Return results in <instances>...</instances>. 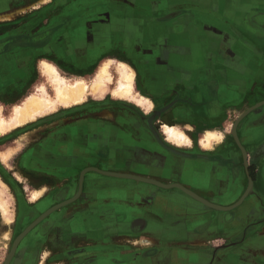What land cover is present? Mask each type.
<instances>
[{"label":"crops","instance_id":"0c3cea01","mask_svg":"<svg viewBox=\"0 0 264 264\" xmlns=\"http://www.w3.org/2000/svg\"><path fill=\"white\" fill-rule=\"evenodd\" d=\"M72 1L75 0H67L65 5ZM106 2L109 11L97 14L96 20L93 17L97 11H91L90 5L68 6L73 15L68 18L67 40L58 38L49 45L50 49L26 52L28 57L17 50L1 53L3 91L10 93L13 86H19L20 91L29 76L38 74L37 65L44 79L41 62L46 58L55 59V63L47 61L72 73L66 67L76 65L80 55L94 57V50L111 49L113 58L102 61L98 69L106 61L111 67L124 64L132 68L135 91L148 98L154 112L172 106L158 114L159 123L162 118L163 122L173 123L187 132L192 142L177 145L167 140L163 131L161 143L141 119L134 118V131L124 133L126 141H101V146L109 147V157L102 161L103 170L165 184L179 183L221 206L239 202L252 178L250 192L239 205L224 211L208 206L179 187L165 188L101 172L126 182L107 181L99 186L88 182L80 192L78 185L73 184L63 193L59 186L66 182L59 180L60 171L73 165L72 159L79 151L67 152L58 141L55 145L56 140L67 143L77 138L82 140L78 141L80 145L87 146L86 142L95 138L89 136L93 126L88 123L77 131L83 135L69 129L43 136L36 129L26 136L27 131L22 135L25 142L14 154H19L18 161L23 163L19 165L22 175L27 178L24 166L34 158L35 170L42 171L41 164L52 165L57 171L45 170H51L57 179L45 183L53 187L51 192L31 198L45 181L37 174L33 182L28 178L33 188L25 187L35 205L30 212L32 217L29 222L24 221L17 236L51 207L78 196L35 225L20 240L9 264H264V103L248 112L237 125L239 141L248 154V168L240 145L228 129L247 107L264 101V0ZM48 3L0 0V13H15L22 8L34 11ZM82 25L87 26L91 36L83 31L75 37ZM61 52L69 58L64 64L59 63ZM34 58L42 59L36 65ZM98 69L88 80L94 78ZM0 106L5 107L1 103ZM126 120L129 123L131 118L117 116L112 124L120 129ZM106 122V118L99 121L100 125ZM207 130L223 134V138L206 147L202 140ZM8 172L7 185L18 187L16 195L23 212L20 218L25 217L28 200L21 187L22 181L28 180L12 179ZM4 185V198L11 208V197Z\"/></svg>","mask_w":264,"mask_h":264},{"label":"rangeland","instance_id":"374dc122","mask_svg":"<svg viewBox=\"0 0 264 264\" xmlns=\"http://www.w3.org/2000/svg\"><path fill=\"white\" fill-rule=\"evenodd\" d=\"M45 1H47L49 3L46 4L45 6L39 8V9L36 8L34 11H19V12L14 11L15 13H13L11 18L0 20V41L7 38L10 35H13L14 33L19 32V30L21 28V24H22L21 22L22 21H28V20H31L33 18H36V20L43 21L42 24L50 23L51 14H49V10H51V7L55 6L56 0H45ZM96 1L97 0H75V1H72L70 4H68L66 7L70 6V8H73L78 3H82L84 5H90L91 11H97L96 14H99L102 12L107 13L109 11V8H108L109 5L107 4L106 0H99V2H96ZM61 8H62V6H61ZM32 23H35V21H32ZM78 30H80L81 32L76 31L75 37H77L83 33V31H84L83 25L81 27H79ZM110 50L111 49L94 50V53H92V54H94V57L82 58V56L80 55L78 58V61L76 62V65L66 67L68 69V71L72 72L73 74L68 73L66 69H64L60 66V64L56 63V65L60 68L61 72L65 75H67L68 77L90 78L94 75V73L96 72L99 65L102 63V61H104L107 58H113L114 52H113V50L112 51H110ZM60 54H61L60 55L61 58H60L59 63L64 64L65 62H67L66 61L67 59L69 60V58L66 57L67 55L65 53L61 52ZM40 59H42V58H37V59L34 58L33 61H35V64L36 63L38 64ZM46 59L55 63V59L54 60L49 59V58H46ZM38 66L39 65H37V67H36L38 74L36 76L32 75L33 77L29 76V78L26 80L27 85L26 86L22 85L20 91H17L19 89V86L18 87L13 86L10 93H9V90L3 91L4 86H0V88H1L0 92L2 93L0 95V103L5 106V107H2L4 114L10 115L12 108H13V105L15 103L22 101L24 99V97H26L27 95H29L33 91H36V88L38 86H35V85L37 83L45 82V80L41 77L40 69ZM111 70L113 72L115 71L114 64L112 65ZM32 80H35V81L31 82ZM28 82H29V85H28ZM48 89H49V91H51L50 87ZM13 92H15L16 94ZM170 107H172L171 104L166 105L162 108H159L155 112H156V114H160L162 112L167 111ZM249 107H247L246 110ZM132 108L138 109V111H140V113L145 115V116H149L150 114H152L154 112L153 111L154 107L151 108V110L146 111L142 107L137 106L135 103H133L127 99L117 98L116 96H114L112 94V92L109 91L106 94V96H104L103 98H97L96 99L93 96H91L85 102H83L79 105H75V106L68 107V108L67 107H59L58 110H56L54 112L42 115L41 117H38L36 120H34L32 122H29V123L24 124L22 126H18L17 128H14V129H12V130L4 133V134H0V177L4 180V183L6 184V186L8 188L7 193L10 194V197H11V210H12V214L14 217V223L12 224V226H9V225L6 226L2 222V214L0 212V264H5L7 256L9 254V251L11 250L12 245H13L14 241L16 240V236L19 233V230H21V228L22 229L24 228V224L26 223L24 221L29 222L30 217H32V214L30 212L34 208L33 206L35 204L33 203L34 201L30 200V198H29L30 192L25 187L26 185H28L30 187V183H29L30 180L28 178H30L32 181V180H34V178L36 177L35 175L37 174V178L40 177L45 181L44 184L45 183H51L50 182L51 180L57 179V177L53 175L51 170H49V171L45 170L46 168L52 167V165H46V164H42V166H41L43 169L42 171L35 170L36 164L26 165L24 168L26 169L25 171L27 173V178L22 175V173L24 171L21 172L19 170V165L23 164V163H20L18 161L19 157H20L19 154L14 156V154L22 147L23 143L25 142L24 137L22 138V135L28 131V135H26V136H29V131H35L36 129H39L40 134H42L43 136H45V135L49 136L51 133H55L57 130L58 131L59 130L65 131V130L70 129L73 133L74 132L76 133V131H79L82 127H84L88 123H91V125L93 126L92 129L94 131H97V130L103 129L102 125H104V123H101V125H100L99 121L104 119V118L107 119V125L108 126L110 124L114 123V120L117 116L119 117L121 115H125V116H129V118H131V116L135 115V113L133 112L134 109H132ZM105 110L108 112L104 113ZM161 120L162 121L159 123V126L156 125V128H154V129L163 133V127L161 124L164 123L163 122L164 120H163V118ZM150 122H151V120H150ZM96 124H99V125H96ZM151 124H152V122H151ZM234 124L235 123L233 122L231 125H228L229 126L228 129L232 133H233V125ZM94 125H96V126H94ZM225 126H226V124H225ZM187 130H189V133L191 132L190 129H187ZM192 132H194V131H192ZM9 134H13L15 136L6 141L5 139H7L6 137ZM20 135H21L22 139L19 138ZM92 139L93 138H91V140ZM2 152H6V154L8 156L6 155V158H2V155H1ZM13 156H14V158H12ZM255 157L256 156L254 155L253 160L255 159ZM78 161H83V160L79 159L78 157H74V159H72L71 163L76 165L78 163ZM250 168H251V165H250ZM252 169H253V167H252ZM84 170H86V169H83L81 171L80 177H81V174L83 173ZM8 171L11 172L10 174L12 176L11 177L12 179L16 178L17 180H20V179L21 180H23V179L28 180L27 183H24L22 181V187H21V189L24 191V195H26V198L28 200L27 207H26L27 211H26L25 217L20 218V216L23 212L21 211V207L19 206V202H18V197L16 195V190L18 187L8 186L9 185L8 183H10L9 182L10 175L8 174L9 173ZM58 178H59V180L62 179V180L66 181L65 177L59 176ZM65 185L59 186L60 192H63L67 188ZM30 188H33V187H30ZM49 188H50L49 192H51L53 187H49ZM32 194H33V192H32ZM31 198H33V195ZM28 224H30V223H28ZM2 228H5V229L7 228V229H10L12 231V238L9 242H7L4 238H2V236H1V232L3 230ZM6 243H8V244H6Z\"/></svg>","mask_w":264,"mask_h":264},{"label":"bare ground","instance_id":"6f19581e","mask_svg":"<svg viewBox=\"0 0 264 264\" xmlns=\"http://www.w3.org/2000/svg\"><path fill=\"white\" fill-rule=\"evenodd\" d=\"M24 10L25 8H22L19 11ZM12 15V12L0 13V20L9 19ZM41 70L45 82L38 85L36 91L27 95L22 101L15 103L10 115L4 114L3 108L0 106V133L10 131L18 126L32 122L42 115L54 112L58 110L59 106L68 108L79 105L90 96L102 98L109 91L118 98L131 100L147 110L151 108L148 98L135 91V72L127 65L118 64V67L115 68L116 72L113 73L110 61H106L98 69L92 80L80 77L68 78L61 74L55 64L47 60H42ZM112 84L115 85L114 89L111 88ZM49 87L51 91H49ZM163 131L167 136V140L177 145L181 146L192 142L188 136L189 134L187 135V132L185 133L182 129L177 128L173 123L164 122ZM222 138L223 134L218 135L215 131L207 130L202 143L204 146L209 147L212 146V142H219ZM1 155L2 158H6L7 154L6 152H2ZM4 186L0 177V212L2 214V222L6 226H12L14 217L8 204L10 202H7L4 198ZM49 187L51 186L44 184L40 189L34 190L33 198L48 193ZM2 229V238L9 242L12 238V231L7 228Z\"/></svg>","mask_w":264,"mask_h":264},{"label":"flooded vegetation","instance_id":"af4514ba","mask_svg":"<svg viewBox=\"0 0 264 264\" xmlns=\"http://www.w3.org/2000/svg\"><path fill=\"white\" fill-rule=\"evenodd\" d=\"M66 1L67 0H63V1L56 0L55 6L51 7V10H49V14H51L50 23L42 24L43 21L36 20V18H33L28 21H22L19 32L14 33L13 35H10L7 38L0 41V54L8 50H17V52L20 51V54L22 55L26 54V57H28L29 55L28 53H31V52L35 53L37 49H41L43 47H46V49L47 48L50 49L49 45H52L55 41H57L58 38L62 37L63 41L67 40V30L69 26L68 18L70 15H73V12L68 11V8L66 7L67 5H65ZM59 3H61L62 5H57ZM61 6L63 8H61ZM93 18L96 20L97 14H95ZM32 21H35V23H32ZM83 28H84L85 35L91 36V33L87 30V26H83ZM95 28H98V27H95ZM25 50H32V51H25ZM51 53H54V51ZM24 58H25V55L23 56V60ZM133 112L135 113V115L131 116V121L129 123L126 120L125 122L121 124L122 126L121 125L119 126L118 124V126L121 127L120 129L116 127L115 129L113 124H110L108 126L106 122V124L102 125L103 129L90 132L89 136L95 137L97 139L95 140L94 138L91 141L86 142L88 143L87 146L85 145L83 146L79 144L78 141L81 139L75 138L74 140V138H72L67 143H61L60 139L56 140L55 138L56 146H57V141H58L59 145L62 148H64L67 152L76 153L79 151V154H77L76 157L78 156L79 159L83 160L82 163H79L76 165L73 164L70 167H65L63 170L60 171L61 176L65 177L66 179L65 181L66 187H68L69 185L73 186V184L78 185L79 187L81 181H83V184L91 182L96 186H99L102 183L107 182V181L116 182V183L126 182L125 180H121L120 178L109 177V176L103 175L99 171L105 168L102 161L107 160L109 157V154L107 153V150L109 147L104 146V145L101 146V141L104 142V140H107V138H112V139L117 138L119 140L121 139L125 140V137L127 136L125 134H129L130 132L134 131L133 128L136 124V121L134 118L141 119V123L143 124V126L146 127L148 130H150L152 135L162 143V136L160 134V131L154 129L156 128V125L159 126V119H158L159 115L153 112L149 116H145L141 114L140 111H138V109H134ZM119 117H121L122 119L123 118L128 119V120L130 119L129 116H125V115H121ZM65 134L67 133H64V135ZM76 134L83 135V132L81 133V132L76 131ZM14 136L15 135L13 134H9L6 137L7 139L5 140L7 141L13 138ZM83 149L89 150L90 152L83 151ZM170 149H173V148H170ZM172 151H174V153L181 154V152H176L175 150H172ZM32 163L33 165L35 164L34 158L29 160L27 165L32 164ZM50 169H53V171L54 170L57 171L56 168H50ZM83 169H87V172L85 173L83 180H81L80 173ZM66 189L63 191V193L66 192Z\"/></svg>","mask_w":264,"mask_h":264},{"label":"water","instance_id":"95a60500","mask_svg":"<svg viewBox=\"0 0 264 264\" xmlns=\"http://www.w3.org/2000/svg\"><path fill=\"white\" fill-rule=\"evenodd\" d=\"M264 101L257 103L256 105L249 107L247 110H245L237 119V121L235 122V124L233 125V134L238 142V144L240 145L243 154H244V160H245V165L248 168V154L246 153V151L244 150L243 146L241 145L239 138H238V134H237V125L240 122V120L248 113L250 112L252 109H254L256 106H259L260 104H263ZM264 147V146H263ZM87 170V169H86ZM86 170L83 171V173L81 174V180H83V177L85 175V173L87 172ZM100 172L107 174V175H111V176H117V177H125V178H132V179H136V180H140L142 182H147V183H151V184H156L158 186L161 187H165V188H170V187H179L189 193H191L192 195H194L197 199H199L200 201H202L203 203L207 204L208 206H211L213 208L219 209V210H224V211H228L234 207H236L237 205H239L242 200L244 199V197L247 196V194L250 192V187L252 186L253 180L252 178H250V186L248 188V190L246 191V193L244 194V196L241 198V200L231 206H221V205H216L214 203H210L207 200H205L204 198H202L201 196L191 192L188 188H186L185 186H183L182 184L176 183V184H165L162 182H159L157 180H153V179H149V178H144V177H140V176H136V175H132V174H126V173H120V172H112V171H104V170H99ZM82 185H83V181H81L80 186H79V192L82 190ZM78 195H75L74 197L64 200L58 204H56L55 206L51 207L49 210H47L45 213H43L42 215H40L36 220H34L33 222H31L23 231L21 234H19L16 238V240L14 241L12 248L10 250V253L7 256L6 262L5 264H9L17 247L18 244L20 242V240L32 229L34 228L35 225H37L43 218H45L47 215H49L51 212H53L54 210L64 206L65 204L74 201L77 198Z\"/></svg>","mask_w":264,"mask_h":264}]
</instances>
